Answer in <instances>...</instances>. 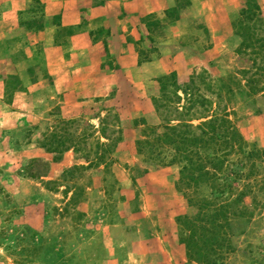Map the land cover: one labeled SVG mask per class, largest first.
Instances as JSON below:
<instances>
[{
	"label": "rangeland",
	"instance_id": "1",
	"mask_svg": "<svg viewBox=\"0 0 264 264\" xmlns=\"http://www.w3.org/2000/svg\"><path fill=\"white\" fill-rule=\"evenodd\" d=\"M244 1L212 0L214 25L208 31L186 6L179 11L185 23L171 31L165 14L145 15L143 23L160 21L142 29L153 45L145 35L136 41L130 36L124 45L130 53H110L103 42L106 30H92V45L100 43L96 65L85 64L81 50L62 58L52 52L67 38L53 25L26 31L22 23L28 17L47 24L59 18L46 14L38 0L15 13L14 28L13 12L0 10V264H202L187 257L188 229L176 218L196 216L197 208L186 202L192 192L193 199L208 204V185L185 188L178 183V165L147 161L136 153L135 142L146 128L158 133L161 119L174 118L154 109L160 77L172 72L181 85L196 76L194 86L208 99V78L224 79L247 66L236 54L241 39L231 27ZM255 2L264 28V0ZM70 30L69 36L76 31ZM155 46L157 51L150 50ZM57 68L68 76L54 84L49 71ZM226 104L244 151L264 152V100L252 103L236 95ZM60 121L72 123L60 131ZM50 132L71 135L73 148L47 153L38 143ZM97 142L110 146L94 165ZM260 153L239 157L231 166L235 178L223 182L220 200L213 201L229 205L224 231L231 247L217 264H264Z\"/></svg>",
	"mask_w": 264,
	"mask_h": 264
},
{
	"label": "trees",
	"instance_id": "2",
	"mask_svg": "<svg viewBox=\"0 0 264 264\" xmlns=\"http://www.w3.org/2000/svg\"><path fill=\"white\" fill-rule=\"evenodd\" d=\"M176 2L175 7L164 13L167 19L170 18L168 22L180 18L179 11L187 6L185 0ZM180 2L184 5L179 4ZM51 20L47 24L28 17L22 24L27 32L40 31L45 26L53 25L63 37L71 34V27H61L59 18L52 17ZM159 24L157 19L144 23L146 28L157 27ZM231 27L241 39L236 54L246 58L247 66L224 79L208 78V99L202 97L199 89L194 86L196 76H189L181 85L172 72L160 77L157 80L158 97L152 99L154 109L159 113L164 111L166 114H173L174 118L161 119V130L158 133L154 128H146L142 138L135 142L136 153L144 155L147 161L158 166L178 165V183L185 188H195L198 182L208 185V204L203 200L193 199L192 192L187 196L186 202L197 208L196 216L176 218L179 226L188 229V236L183 240L187 257L202 264H217L222 252L231 247L224 231L228 226L225 214L229 205L213 202L220 200L223 182L235 178L234 175L231 176L234 174L231 166L240 163V156L246 158L260 152L264 156L262 151H244V143L228 119L232 112L226 106L236 95L243 96L252 103L257 99L264 100V28L261 10L255 0L244 1ZM145 39L149 45H153L151 37L146 35ZM149 45L145 48L149 49ZM150 50L155 52L158 48L155 46ZM178 91L182 94L181 106L178 105L181 99L177 95ZM260 111V108L255 109L256 113ZM193 121L196 124H191ZM71 123L72 121H60L58 129L64 131L61 127L70 126ZM101 128L103 132L104 129ZM67 134L45 133L38 145L47 153L59 155L74 146L70 141L71 135ZM100 135L103 136L101 133ZM103 138L109 141L107 137ZM86 140L87 137L82 135L81 142ZM109 146L96 143L100 153H95L94 165L103 160ZM231 155L235 158H231Z\"/></svg>",
	"mask_w": 264,
	"mask_h": 264
},
{
	"label": "crops",
	"instance_id": "3",
	"mask_svg": "<svg viewBox=\"0 0 264 264\" xmlns=\"http://www.w3.org/2000/svg\"><path fill=\"white\" fill-rule=\"evenodd\" d=\"M30 1L31 0H0V10H7L14 14L12 17L13 21L10 23L13 28L16 27L15 13L26 9ZM38 1L44 5V11L46 14L58 15L62 26H68L76 30L71 36L65 39L63 44L50 48L53 49L52 52L56 54L59 53L62 58L67 54L69 57H73L75 53L81 50L84 63L89 65L91 62L96 61V65L98 64L99 59L98 50L100 43L93 41L95 44L92 45V42L89 40V34L92 30H100L101 28L106 30L105 36H107V38L103 42L110 45V53L115 54L113 50L117 49H121L120 53L127 51L130 53V50L124 46L128 41L127 38L131 36L133 38L132 40L136 41L139 36L143 37V35H145V32L142 31L145 25L141 21V18L145 15L154 17H159L160 15L164 16V13L172 7H175L177 3L176 1L179 0ZM211 1L212 0H185L187 5L185 10L188 11L190 18L192 17V19L202 21L203 26L207 31L208 27L214 25L211 23V19H209V13H211V11L208 5ZM183 17V14H180V18L168 22L165 27L166 30L169 29L171 31V28L174 26L181 25L183 22L185 23L186 19ZM208 20L210 21L209 23ZM167 34L169 35V33ZM170 35L172 37L169 36L168 38L173 39L176 34L171 33ZM190 45L192 46L193 43ZM60 57H58V60ZM58 60L56 58V62L53 63L54 66H57ZM73 72L75 71H72L71 73ZM49 74L52 76L54 84H56L55 81L62 80L63 76H68L66 73L59 74V68H57L56 72L49 71Z\"/></svg>",
	"mask_w": 264,
	"mask_h": 264
}]
</instances>
